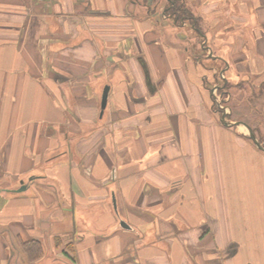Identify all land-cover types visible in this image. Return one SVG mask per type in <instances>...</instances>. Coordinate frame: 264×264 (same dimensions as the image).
<instances>
[{
    "label": "crops",
    "instance_id": "1",
    "mask_svg": "<svg viewBox=\"0 0 264 264\" xmlns=\"http://www.w3.org/2000/svg\"><path fill=\"white\" fill-rule=\"evenodd\" d=\"M176 2L0 0V264H264V0Z\"/></svg>",
    "mask_w": 264,
    "mask_h": 264
},
{
    "label": "rangeland",
    "instance_id": "2",
    "mask_svg": "<svg viewBox=\"0 0 264 264\" xmlns=\"http://www.w3.org/2000/svg\"><path fill=\"white\" fill-rule=\"evenodd\" d=\"M143 1V0H142ZM148 1V3H150V4H155L157 7H159V8H157L158 9V11H159V13H157L156 15H154L152 18L153 19H155V23L158 25V26H164L165 25V32L167 33V34H170L168 37H171L172 36V31H171V25H173V21H168L167 20V15L168 14H170V12H166L165 14H166V16H164L163 17V9H165L166 11L167 10H169L168 9V5L166 4V6L164 7V8H160V4L158 3V1H156V0H147ZM159 4V5H158ZM154 5V6H155ZM153 6V7H154ZM153 7H152V9H153ZM151 9V10H152ZM160 9V10H159ZM145 10V9H144ZM150 13V12H149ZM157 19H159V20H164V24L163 23H161L159 20H157ZM190 25V24H189ZM191 26V25H190ZM190 26H188L187 27V30H185V32H184V34H186V36H184L185 38L184 39H186L187 41H188V38H190L191 37V35H194L195 34V32H192L193 30L191 29V27ZM191 34V35H190ZM192 38V37H191ZM192 42H189L190 43V45L194 48V50L196 51V53H197V55H198V57H201V58H203V57H205L209 52H208V50L207 49H205V48H202L203 46H205V45H207V44H205L204 43V40H203V38L198 34L197 35V40L196 41H194V40H191ZM192 43H195V45L193 44L192 45ZM185 44V43H184ZM188 44V42H186V45ZM193 50V49H192ZM107 85V84H106ZM105 85V86H106ZM104 86V87H105ZM220 102L222 103V101L220 100ZM220 105V104H219ZM240 129H242L246 134H248L249 135V131L247 130V128L245 127V126H243V125H240Z\"/></svg>",
    "mask_w": 264,
    "mask_h": 264
},
{
    "label": "trees",
    "instance_id": "3",
    "mask_svg": "<svg viewBox=\"0 0 264 264\" xmlns=\"http://www.w3.org/2000/svg\"><path fill=\"white\" fill-rule=\"evenodd\" d=\"M175 0H169L167 2L168 5V9L171 10H167L166 12H170L171 14H173V19H177L178 21L181 18H185L187 19V17L192 16V13L190 12V10H188L187 8H183L180 9L179 8V4L176 2L174 4V6H172V3ZM151 11V9H150ZM226 88V87H225ZM221 91H224V89H222ZM20 243L22 245V247L24 248L25 252L27 253V255L29 256L30 259L32 260H37L43 257L44 252H43V247H42V242L38 239H31L28 241H24L22 239H20Z\"/></svg>",
    "mask_w": 264,
    "mask_h": 264
},
{
    "label": "water",
    "instance_id": "4",
    "mask_svg": "<svg viewBox=\"0 0 264 264\" xmlns=\"http://www.w3.org/2000/svg\"><path fill=\"white\" fill-rule=\"evenodd\" d=\"M109 92H110V85H106L103 93H102V97H101V114H103L107 104H108V97H109ZM223 121L226 122V114H223ZM235 124H241L243 126H245L247 128V130L249 131V136L253 139V141L262 149H264V146L260 143V141L258 140V138L256 137L255 133L253 132V130L251 129V127L249 125H247L244 122L241 121H236L234 122ZM26 188V186H22L19 190H24Z\"/></svg>",
    "mask_w": 264,
    "mask_h": 264
},
{
    "label": "flooded vegetation",
    "instance_id": "5",
    "mask_svg": "<svg viewBox=\"0 0 264 264\" xmlns=\"http://www.w3.org/2000/svg\"><path fill=\"white\" fill-rule=\"evenodd\" d=\"M173 6V5H172ZM169 11H171V10H169ZM173 15V14H172Z\"/></svg>",
    "mask_w": 264,
    "mask_h": 264
}]
</instances>
